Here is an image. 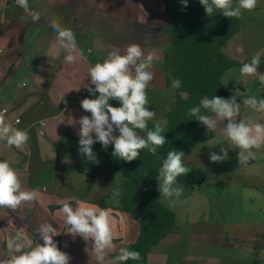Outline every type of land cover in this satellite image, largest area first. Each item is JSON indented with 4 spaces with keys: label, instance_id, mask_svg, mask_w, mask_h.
<instances>
[{
    "label": "crops",
    "instance_id": "1",
    "mask_svg": "<svg viewBox=\"0 0 264 264\" xmlns=\"http://www.w3.org/2000/svg\"><path fill=\"white\" fill-rule=\"evenodd\" d=\"M31 9L32 12L39 11L41 13L44 10L57 9L64 13L62 17L53 14L49 19L52 21L53 18H56L61 27H66L73 31L76 45L80 52L77 62L73 64L66 63L65 53L57 51L53 47V42L56 38L55 31L47 30L42 35L39 30L37 31L35 25L44 23L46 19L41 14L40 20L36 24L35 22L33 23ZM113 11V8H103L98 4V0H29L28 12L19 7L16 0H0V117H3L5 122L14 128L27 130L30 137L22 149L8 147L5 140H0V161L8 160L22 179L27 178L26 173L29 172L37 173L44 170L48 171L49 169L57 171L59 169H55L56 167L54 166L62 164L64 166L63 169H65L67 164H73L71 162L77 160L86 162L87 157L80 155L78 151L79 141L77 139H79L80 125L77 121L85 115L91 117V113L82 109L81 101L85 98L95 99L99 93L93 95L83 85L89 84L90 87H95L90 84L87 70L90 66H94L95 63L102 62L108 51L113 48L110 44L111 39L114 37L111 31L99 34L93 32L95 31L97 14L99 12L105 13V17H107L108 13L111 15ZM159 11L161 12V10ZM246 11L245 13L242 12L240 17L242 28L240 40L243 56L242 59L236 58L243 61L260 53L264 61V43L259 47H255L254 50L250 49L247 43L246 33H250L249 28L251 26L248 21H245V15L248 16V13L254 11ZM165 13L167 15L166 21H164L161 14L153 15L151 13L145 15V21H138V34L142 37L149 36L151 39V42L139 43V45L143 49L145 56L149 52H153L155 57L152 69L155 73V78L147 89V94L149 110L153 111L154 109L157 111V115L153 120L148 121L150 126H155L157 122L166 120L167 112L174 107L172 101H167L166 74L161 69V65L165 61V52L169 47L168 40L159 36V34H165L163 28L168 25L170 19L166 4ZM262 15H264V12H262ZM106 20L104 19V21ZM118 22L117 26L120 29L117 39L119 44L128 46L131 41H129L130 30L127 25V18L121 17ZM110 24L112 22H109ZM104 25H107V23H104ZM125 25L126 28L124 29ZM108 27L112 28L113 25H107ZM254 33L256 34V32ZM26 34L27 36H25ZM97 35L104 36V41L94 46ZM51 40L53 41L51 42ZM231 44L232 42L229 46ZM23 45L24 50L22 57H20L19 50ZM125 49L126 47H123L121 53ZM37 54L39 58L36 56ZM43 55H45V58ZM15 65L16 71L13 74ZM240 68L233 67L227 70L221 77L222 83L228 88H233L236 85L242 86L247 81H253L254 91L256 90L260 97L264 98V86L260 84L258 77L242 76L239 71ZM258 73L264 74L259 69ZM22 78H25L24 80H28V82H20ZM243 87L245 88V86ZM77 88L79 90H76ZM249 89V87L245 88L246 94L256 96L253 90ZM256 97L259 98V96ZM109 103L114 107L120 106V102L117 100H110ZM238 103L242 105L241 97H238ZM155 108L161 110H156ZM3 109L6 112H3ZM243 109L244 106L242 105L240 114L236 117L237 121L251 118L244 116ZM257 113L261 118L260 123H264V113ZM16 119H18L19 123H17ZM136 131L141 136L146 135L145 132ZM221 134L223 135V132ZM114 135H119L118 131L114 132ZM191 151L183 157V163L188 169L192 170L193 166H189L187 162ZM57 155L61 157V162L53 163V158ZM74 157L77 160H74ZM83 157H85L84 160ZM75 167L81 169V165H76ZM93 169L84 170L82 168V170L87 172ZM202 171L204 170L202 169ZM238 177L243 181L242 186L255 187L256 176L254 174L242 172ZM259 177L264 180V176ZM206 179H208L207 173ZM99 180L101 181V178ZM201 183L192 184L190 187L181 184L187 191L183 196L186 200L181 204L166 205L162 202L163 196H160V201L164 206L174 211L175 215H178L180 206L186 204L189 198L193 199L194 194H197V191L206 183V180ZM101 186H104V184ZM61 198L63 200L67 199L63 196ZM45 204L48 205V203ZM114 204L112 203V205ZM5 213L8 214L7 219H9L6 227L9 231L10 229L12 231L10 239L14 238L18 233L24 234L22 231L24 222L15 228L10 222L18 217L19 214L16 211L0 208V223H5ZM116 217H119L117 220L125 219L130 224V227L128 226V236L132 238L129 242L130 245L137 238L138 226L131 220L130 216L124 217L117 214ZM198 217L200 219L204 218L201 214ZM192 223V225L196 224L195 222ZM203 223L207 225H200L199 229L190 230L189 221L181 222L177 219L166 239L151 248L148 254V264H243L242 257H257L252 250L243 256L240 244H236V232L233 230L225 233L223 231H215L210 228L212 227L210 219L202 220ZM224 235L229 239H223ZM5 241L8 243L9 238L5 237V239H2L1 236L0 242L2 246ZM253 264L264 263H258L257 260Z\"/></svg>",
    "mask_w": 264,
    "mask_h": 264
},
{
    "label": "clouds",
    "instance_id": "2",
    "mask_svg": "<svg viewBox=\"0 0 264 264\" xmlns=\"http://www.w3.org/2000/svg\"><path fill=\"white\" fill-rule=\"evenodd\" d=\"M16 3L26 12L29 11V0H16ZM199 3L209 17L219 10L224 17L240 18L243 10H254L258 0H236L235 4L234 0H199ZM182 4L187 7L188 0H182ZM40 18V12L31 13L33 22H38ZM140 20L145 21V16L140 17ZM51 26L56 32L53 47L65 53L66 63L77 62L80 52L73 31L61 27L56 18L52 19ZM154 59L153 52L145 56L139 44L131 43L123 53L113 47L102 62L88 68L87 77H90V84L95 87H90L89 84L83 86L89 93L99 95L95 99L85 98L81 101L82 109L91 113V117L82 116L77 123L80 125L78 151L80 155L86 156L89 162L99 163L93 152V145L97 141L105 149L110 144L113 145L112 156L126 162L139 158L141 150L144 149L156 156L157 149L167 142L164 135L166 120L157 122L154 129L148 128V121L156 116L155 111L149 110L147 94V89L155 78L152 71ZM260 63L261 54L257 53L250 62L244 63L239 71L242 76H257L260 84L264 86V74L258 73ZM180 86L181 81L173 79L172 88L178 89ZM237 97L242 98L243 106L264 113V98L237 91V95L231 99L206 97L200 101L199 106L189 109V115L195 117L209 132L222 128L223 135L235 148L240 149L239 163H247L255 157L252 149H259L264 145V123L254 122L251 118L237 121L236 117L242 107L237 103ZM110 100L119 101L120 106H112ZM201 109L211 115L203 114ZM137 129L146 135H139ZM116 131L119 135H114ZM29 139L27 130L14 128L0 117V140H5L8 147L22 149ZM220 152L222 155L212 152L210 161H225L228 158V149L221 147ZM184 156L183 151L172 150L162 160L157 179L158 190L164 198H179L183 193V189L175 185L178 177L189 173L183 163ZM121 192L119 186L113 189L112 202L119 203ZM39 196L38 190L23 188L20 176L8 160L0 161V208L15 211L22 204L36 201ZM59 203L58 214L62 215L64 223L69 227L68 232L91 242L97 264H124L129 260L141 259L138 251L128 247H119L117 251L113 242L111 209L101 208L75 196ZM37 231L43 240L42 244L34 243L32 238L18 233L8 241L7 251L4 258L0 259V264H69V255L62 252L53 239L58 235L57 229L51 223H43ZM113 252L116 253L114 256L111 255Z\"/></svg>",
    "mask_w": 264,
    "mask_h": 264
},
{
    "label": "rangeland",
    "instance_id": "3",
    "mask_svg": "<svg viewBox=\"0 0 264 264\" xmlns=\"http://www.w3.org/2000/svg\"><path fill=\"white\" fill-rule=\"evenodd\" d=\"M98 4L103 8H113L114 11L111 15L108 13L107 17H105V13L99 12L96 17L95 31L93 32L99 34L105 31H111L114 37L112 39L110 38L112 40L110 44L111 46L120 49L121 52L123 47H127L126 45H120L117 39L119 37L120 29L117 24L121 17L127 18V25L130 30L129 41L136 44L151 42L149 36L142 37L138 34V21H141L140 17L145 16L147 13H151L153 15L161 14L164 21L167 19L165 3L163 0H98ZM159 10H161V12ZM245 11L246 10H243L244 13ZM253 11L254 12L248 13V16L244 13L243 14L245 15V21H248L252 28H249L250 33H246L247 43L249 44V48L254 50L255 47H259L264 43V15H262V12H264V0H258V5ZM41 14L42 16L44 15L46 19L44 23H42L43 26L42 24L38 25L35 22V27L37 28V31L39 30L41 32V35L47 30L54 31L49 17L53 14L59 17L64 15L62 11L57 9H52L51 11L44 10ZM104 19L107 20L104 21ZM109 22H112V24H110L113 25L112 28H107V25L110 26ZM104 23H107V25H104ZM101 26H103V28H101ZM125 28L126 25L124 29ZM254 32H256V34ZM25 36H27V34ZM159 36L168 40V37L165 34H159ZM240 36L241 34H238L232 40L230 46L235 50L230 56L234 58L238 57V59H242L243 56ZM52 41L53 40H51V42ZM101 41H104V36L97 35L93 45L97 46ZM23 47L24 45L19 50L20 57H22L23 54ZM45 55H43L44 58ZM36 56L39 58L38 54ZM168 65L169 64H167L166 61L163 62L161 65L163 72H165ZM15 71L16 65L13 68V74H15ZM24 79L25 78H22L20 82H28V80L25 81ZM242 86H245V88L249 87V90H253V93L256 94V96L262 98L256 90L254 91L253 81H247L243 83ZM166 93L167 101H172L174 103L173 88ZM153 111L155 110L153 109ZM155 112L157 115V111ZM243 114L245 117L249 116L251 119L254 118V122H261L258 113L247 106H244ZM159 120H161V118H159ZM154 127V125H148L149 129H154ZM221 133L222 128H218L216 132H209L205 127L199 143L188 155L187 162L189 166H193L192 170L203 169L207 173L208 179H206V183L202 185L199 191H197V194H194L193 199L189 198V201L186 204L180 206L176 219L181 222L189 221L190 230H197L200 228V225L206 226L207 224H202V220L206 221L208 219L211 221L210 225L212 227L210 228H213L215 231H223V233H225L226 231L230 232L233 230L236 232V244H240L243 256L251 250L257 255V259L251 256L242 257V263L253 264L257 262V260L258 263H264V180L259 177L264 176V145L259 149H252L255 153L254 159H250L247 163H239L238 154L240 149L235 148ZM221 147L228 149V158L220 163L210 161L209 157L212 152L222 155L220 152ZM60 159L61 157L57 155L53 158V163L59 162ZM73 159L77 160L75 157ZM84 159L85 157H83V160ZM253 160L255 161L254 163ZM86 162H79L77 160L71 162L73 163L71 165L67 164V168L65 169H63L64 166L60 164V166H54L56 167L55 169H59L57 171L49 169L48 171L44 170L37 173L29 172L26 173L27 178L22 179V177H20L22 186L25 190L36 189L39 191L40 196L36 201L22 204L18 210H15L19 214L18 217L10 221L14 228L24 222V226L22 227L24 235L32 238L34 243L40 244L43 243V240L40 233L37 231L39 225L43 223H51L52 226L57 229L58 234L53 237V239L57 242V245H60V250L69 255V264H97V261L92 253L91 242H86L82 237L78 235L73 236L69 233V227L64 223L62 215L58 214V208L60 207L59 202L63 200L61 196L64 198L75 196L81 200L100 206L102 199L109 195L111 184V179L106 176V171H101L96 175L92 187L88 189L87 173L79 170V167H75L76 165H81V169L83 168L84 170H87L93 169L94 166H97V163H90L88 160H86ZM243 168L247 170H244ZM241 171L256 176L254 188L242 186L243 181L238 177L239 174H242ZM221 177H223V179H221ZM100 178L104 183V186H101L102 184L98 183ZM120 178L121 177L117 176L115 180L120 182ZM175 186L183 189L182 195L179 198L174 196L170 199L163 197L162 202L164 204L173 206V204H181L186 200V198L183 197L185 192H187L186 189L179 182H177ZM191 200L192 202H190ZM107 202L108 209H111L113 222V242L117 246L118 251L119 247H128L132 238L128 236V226L130 227V224L125 221V219L117 220L119 217L116 216L117 214L123 215L124 217L129 215L113 209L112 203L114 202H112L111 195L107 199ZM45 203H48L49 206ZM20 212L22 213L20 214ZM199 214L203 215L204 218L200 219V217H198ZM4 216L6 218L4 220L6 221H4V224L0 223V237L2 236V239L8 237L10 240L12 231L11 229L9 231L6 227V223L9 222V219H7L8 214L5 213ZM192 222H195L196 224L192 225ZM223 239L226 240L229 238L224 235ZM6 251L7 242L5 241L3 246L0 242V259L4 258ZM115 254L116 253L113 252L111 255L114 256Z\"/></svg>",
    "mask_w": 264,
    "mask_h": 264
},
{
    "label": "trees",
    "instance_id": "4",
    "mask_svg": "<svg viewBox=\"0 0 264 264\" xmlns=\"http://www.w3.org/2000/svg\"><path fill=\"white\" fill-rule=\"evenodd\" d=\"M164 2L170 17L168 25L163 28L169 42L165 52V61L169 64L165 69L167 89L172 90L173 79L181 81V86L173 89L174 107L166 114L164 135L167 142L157 149L156 156L144 149L139 158L126 162L112 156L113 145L105 149L97 141L93 152L99 163L88 172L79 169L88 175V189L99 172L108 171L106 176L111 179L109 195L102 199L101 208L108 209L107 199L110 195L112 197L114 188L119 186L122 189L119 203H115L113 209L128 214L137 224L138 235L129 249L141 255L140 260H129L124 264H148L151 248L163 242L176 223L174 211L160 201L157 175L169 151H183L186 155L197 146L204 133L205 126L189 115V109L199 106L206 97L231 99L237 91L246 92L241 85L226 87L221 77L227 70L242 67L252 59L240 61L230 56L235 50L229 45L242 29L240 18L224 17L219 10L209 17L199 0H188L187 7L183 6L182 0ZM258 68L264 72L262 57ZM201 111L211 115L204 109ZM117 176L121 177L120 182L115 180ZM205 180L204 171L191 169L186 176L177 178V182L188 187ZM98 183L104 184L100 180ZM57 246L61 249L60 245Z\"/></svg>",
    "mask_w": 264,
    "mask_h": 264
},
{
    "label": "built area",
    "instance_id": "5",
    "mask_svg": "<svg viewBox=\"0 0 264 264\" xmlns=\"http://www.w3.org/2000/svg\"><path fill=\"white\" fill-rule=\"evenodd\" d=\"M2 111H3V112H6V110H5V109H3ZM16 121H18V119H16Z\"/></svg>",
    "mask_w": 264,
    "mask_h": 264
},
{
    "label": "water",
    "instance_id": "6",
    "mask_svg": "<svg viewBox=\"0 0 264 264\" xmlns=\"http://www.w3.org/2000/svg\"><path fill=\"white\" fill-rule=\"evenodd\" d=\"M201 182H199V184H200Z\"/></svg>",
    "mask_w": 264,
    "mask_h": 264
}]
</instances>
